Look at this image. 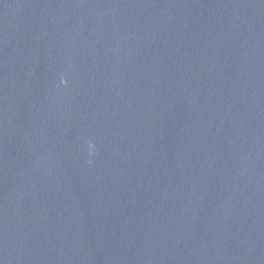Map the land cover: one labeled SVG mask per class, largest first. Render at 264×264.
Instances as JSON below:
<instances>
[{
	"label": "water",
	"instance_id": "water-1",
	"mask_svg": "<svg viewBox=\"0 0 264 264\" xmlns=\"http://www.w3.org/2000/svg\"><path fill=\"white\" fill-rule=\"evenodd\" d=\"M0 264H264V0H0Z\"/></svg>",
	"mask_w": 264,
	"mask_h": 264
},
{
	"label": "clouds",
	"instance_id": "clouds-1",
	"mask_svg": "<svg viewBox=\"0 0 264 264\" xmlns=\"http://www.w3.org/2000/svg\"><path fill=\"white\" fill-rule=\"evenodd\" d=\"M66 86H67V81L63 76H61L59 80V84L56 85V90L58 91L59 89L64 88ZM86 143H87V156H88L87 163L91 165L93 162L92 158L96 155V148L92 141H87Z\"/></svg>",
	"mask_w": 264,
	"mask_h": 264
}]
</instances>
